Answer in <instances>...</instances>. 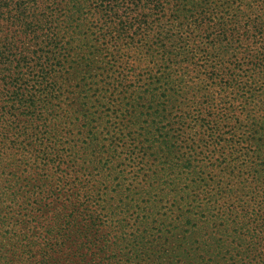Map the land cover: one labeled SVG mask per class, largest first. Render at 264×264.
I'll return each mask as SVG.
<instances>
[{
  "label": "trees",
  "instance_id": "1",
  "mask_svg": "<svg viewBox=\"0 0 264 264\" xmlns=\"http://www.w3.org/2000/svg\"><path fill=\"white\" fill-rule=\"evenodd\" d=\"M237 1L0 0V231L22 163L52 211L17 264H264V20Z\"/></svg>",
  "mask_w": 264,
  "mask_h": 264
},
{
  "label": "rangeland",
  "instance_id": "2",
  "mask_svg": "<svg viewBox=\"0 0 264 264\" xmlns=\"http://www.w3.org/2000/svg\"><path fill=\"white\" fill-rule=\"evenodd\" d=\"M251 1H253V0H251ZM236 4L240 8H242V11H246L247 13L250 10H253L254 14L259 13L258 15L262 19H257L258 22H261V20H264V0H254V2H248L246 0H238L236 2ZM130 9H134V10L132 12H130L128 9V10L124 11V13L127 15H130V16H133L135 13H138L140 11V10L135 9L133 7H131ZM183 14H184V12L179 13V17L176 18L174 16L175 12H174L173 8L172 7L170 8L169 6H167L159 14L161 16V18L158 22V24L160 25V29H162L164 31H172V32L180 33V29L187 27L188 22H186V19L192 17L193 12H187L184 17H183ZM245 61H246V58H244V56H243L241 58V63L245 62ZM162 87L166 88L165 85H162ZM164 91L167 93V95H165L164 97H162L160 99V101H159L160 104L158 105V108L160 110L164 109L163 112L170 113V116H175V115L179 114L180 112H183L184 110L195 111L196 106L199 107V105H197V103L195 104L196 106H190L191 102L193 101V99L190 97V95L193 93L192 91L180 93V92H178V85L174 86L173 88H169V89L166 88ZM164 91H158V94H162V93H164ZM166 96L173 97V98H175V97L180 98L181 104L178 105L177 103H174V102L169 103L166 100ZM170 104H172V105H170ZM189 107H191V108H189ZM118 121L124 123L126 121V119H119ZM162 132H165V131H162ZM173 134H175V133H170L169 135H173ZM173 140L174 139L172 138L169 141V143H172ZM25 171H27V169H23V163H22L21 166L17 170L13 171L10 174L9 177H11L13 175L10 178V180L7 179V176H5L4 179H1V182H9L5 186L2 185L1 187H4V190L6 187L8 195L10 194L11 196H13V199L9 205V208L5 209V210H7L6 216L7 215L9 216L8 220H5V222L3 223L2 229L0 231V233H1L0 234V240L6 243L2 246L0 245V248H1L0 255L6 254L4 256L5 260H7L8 258H11L8 261L9 263L11 262V264H17L18 263V262H16V260L18 259L19 255L14 257V258L12 255H10V252H12L13 247H16V246L15 245L12 246L13 241H12V239H11V241H9L8 238H10V237L13 238V237H15L14 234H17L19 231H22V235H24L25 239L28 241H32V243H30L28 245V248H31L32 251L22 254L23 259L29 258L28 255L30 253H32L33 251H35V249H36L34 242H35V238H36L35 235L40 230L39 226L42 225L46 228L50 224V218L48 217V213H49V215H51V213H52V211L50 209H48V207H50L49 206L50 201H46V206H44L45 201L38 202L37 204L27 202L29 194L25 193L24 191L29 190V192H32L33 189L31 187L33 185H37L36 179H38L40 176L36 175L35 169H33V168L27 174L23 173ZM26 182L29 183L27 186H26ZM11 190H13L15 192L11 193L10 192ZM36 196H37L36 194L31 195V200H33ZM1 198H0V201H1ZM37 208H40L42 211H44V214L40 216L41 212H36ZM162 212H164L163 209H159V211L157 213H159L162 216H165L166 213H162ZM171 214L172 215L169 218L176 216L178 214V212L171 213ZM169 221H170V219L163 220V221H159L158 219H156L155 221H153L149 224H147V223H136L135 226H137L138 232L140 230H143L144 232H148V230L150 228L157 227V228H161V229H167V231H168L167 233L172 234L173 230H172V232L170 231L169 226L171 225V223ZM140 236L141 235L139 234L137 240H139ZM142 240H145V239L143 238ZM227 241H230V238ZM8 248H11V250L6 251ZM125 250H128V252L133 251V248H132L130 243L127 245V247H125ZM20 251L21 250H16V253H20ZM127 256H128V254H124L123 258H126ZM142 262H144V260Z\"/></svg>",
  "mask_w": 264,
  "mask_h": 264
}]
</instances>
